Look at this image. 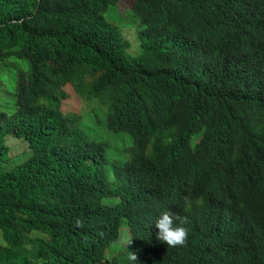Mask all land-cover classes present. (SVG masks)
Listing matches in <instances>:
<instances>
[{
  "label": "trees",
  "instance_id": "trees-1",
  "mask_svg": "<svg viewBox=\"0 0 264 264\" xmlns=\"http://www.w3.org/2000/svg\"><path fill=\"white\" fill-rule=\"evenodd\" d=\"M119 2L0 0V164L8 137L31 151L0 170V264H218L203 197L234 185L258 201L264 0H131L137 55L109 17ZM72 96L126 155L83 127ZM164 211L187 217L185 245L156 239ZM251 215L241 264H264V207ZM122 227L132 243L114 255Z\"/></svg>",
  "mask_w": 264,
  "mask_h": 264
},
{
  "label": "clouds",
  "instance_id": "clouds-1",
  "mask_svg": "<svg viewBox=\"0 0 264 264\" xmlns=\"http://www.w3.org/2000/svg\"><path fill=\"white\" fill-rule=\"evenodd\" d=\"M252 183L257 184L260 188L257 196L258 201L255 204H250L252 198L250 195L244 196L246 191L236 189L234 185L228 189H223L209 196H205L202 199L203 208L201 210V215L206 216L208 225L211 228V233L215 229H217L216 233H226L227 238H217L216 233L211 238L212 241L218 239L217 253L220 257V261L224 260L225 264H241L244 260L247 261L248 259L249 250L244 249L243 244L237 241L238 236L236 238L235 236L238 229H240V234L252 235L250 222H254L251 212L256 208L264 207V169L260 177L252 179ZM190 205L191 200L186 196L185 208L190 207ZM186 223L187 217L181 216L177 212H162L155 221V227L158 229L156 239L166 244L167 247L174 248L185 245L188 238V230L182 225ZM229 236L230 239L228 238ZM232 242L233 245L229 251ZM131 243L132 240H129L126 246ZM126 246L125 251L120 254L126 253ZM232 256H238L242 261H234ZM129 259L136 261V254L134 252H129Z\"/></svg>",
  "mask_w": 264,
  "mask_h": 264
},
{
  "label": "rangeland",
  "instance_id": "rangeland-1",
  "mask_svg": "<svg viewBox=\"0 0 264 264\" xmlns=\"http://www.w3.org/2000/svg\"><path fill=\"white\" fill-rule=\"evenodd\" d=\"M131 0H120L116 9H111L109 17H113L119 23L120 29L124 37L130 42L129 53L132 55H137L140 53V42L137 37V30L140 25L138 20L130 14L131 10ZM116 12V13H115ZM0 74L2 72L9 73L10 69L6 67H1ZM5 97L4 99L9 100V97L5 95V92L2 91V85L0 82V102L4 99L1 97ZM2 106V104H0ZM11 108V107H10ZM66 108L72 112L77 113L81 117V123L85 129H89L91 134L98 139L107 142H113L115 145V152L118 156H124L123 146V137L116 135L105 127V124H97L94 118V111H92L91 106L84 103L83 100L79 99L76 96H72V99L69 103L66 104ZM12 109V108H11ZM98 113L101 114L99 109H97ZM7 145L10 146V161L8 163H1L0 170H7L20 162L24 161L31 151L28 149V146L21 142L20 140H16L13 138H7ZM121 143V144H118ZM131 238L130 231L127 227H122L120 230V238L119 243L113 248L112 254L117 255L123 253L125 251V246ZM107 258H109L107 256Z\"/></svg>",
  "mask_w": 264,
  "mask_h": 264
}]
</instances>
